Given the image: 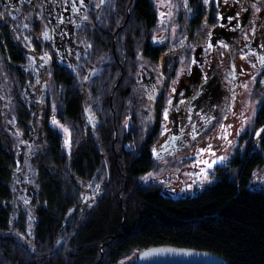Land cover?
I'll list each match as a JSON object with an SVG mask.
<instances>
[{
	"label": "trees",
	"instance_id": "trees-1",
	"mask_svg": "<svg viewBox=\"0 0 264 264\" xmlns=\"http://www.w3.org/2000/svg\"><path fill=\"white\" fill-rule=\"evenodd\" d=\"M116 2L115 8L129 10L126 44L134 58L143 41L149 47L156 14L151 0ZM121 33L116 41L124 40ZM50 80L65 90L56 114L71 124L68 151L37 104L29 135L19 117V133L30 138L25 146L36 153L23 166L22 155L4 140L0 118V264H114L132 248L150 247L207 252L216 257L211 264H264V191L248 188L246 178L259 158L245 159L234 182L225 170L193 195L166 196L160 186L139 181L152 166L149 147L133 151L123 146L127 141L114 140L110 117L105 115L93 140L77 143L82 101L77 90L70 92L74 77L61 68ZM261 149L264 156V136ZM99 177L100 191L82 204V184ZM23 234L29 236L26 248Z\"/></svg>",
	"mask_w": 264,
	"mask_h": 264
},
{
	"label": "rangeland",
	"instance_id": "rangeland-1",
	"mask_svg": "<svg viewBox=\"0 0 264 264\" xmlns=\"http://www.w3.org/2000/svg\"><path fill=\"white\" fill-rule=\"evenodd\" d=\"M151 2L157 16V22L154 28L151 29L149 37L150 42H168V46L178 51L180 50L179 54H176L178 62V67L175 71L176 76L175 79H173V83L168 87L167 96L161 101L163 109L159 106L162 113L158 119H156L158 113L156 110L157 106L152 103V99L146 100L143 93L139 92V87L137 86L140 79V68L145 64L144 61L139 60L138 56L143 48L144 41L142 42V47L140 46L135 52L134 58L130 55L129 64L126 63L124 65L125 77L122 79L125 78L126 81L120 86L119 90H124V85H127L128 79H130L132 91L129 99H127L128 102L125 100V104L119 91L116 95L109 92L112 97L108 93L107 98L101 99L103 100L102 102H104V107H101L102 103L98 104V101L94 99L93 95L96 92L89 95L82 90L87 89V86H85L86 83L82 80V78H84L83 71H81L79 66L76 67V64L80 62V58L79 56L77 57L75 53L74 56H72V60L68 61L71 63V69L63 70L72 73L74 76L75 83L70 87V92H72V90H77L83 108H87L90 115H94L96 109H98L99 112H101V110L103 111L104 117L105 115L110 117L111 121L109 125L112 128L114 127L111 130L114 134V140L115 138H119V141L122 140L129 126L145 137V135L150 132L152 123H159V133L154 136L149 146L152 158L151 169L142 174L139 177V181L144 185L152 184L160 186L162 193L166 196L169 195L175 199H181L185 196L193 195L203 187L211 184L217 177L218 172L216 173V170L218 168H222L223 170L227 168L228 177L230 181L234 182L237 173L240 172V169L244 168V162L241 161V157H239L238 154H241L247 146H250V142L257 137L264 136V118L263 123L259 124L257 127L261 134L258 136L257 131L254 130L256 111H258L259 107L263 104L264 98L263 94L259 91L258 85H261L264 72V62H262L264 61V0H238V9L242 11V16L244 15V11L250 8L253 21L252 18H249L250 21L248 25L252 27V29L244 31V28L243 31L240 32L242 33V39L240 38L239 45L235 46L236 51L240 53V56L237 57L236 64H233L236 77L233 78V76L230 75V78L226 75L227 73L232 74L229 70L230 59L228 60L229 57L227 56L228 46L225 47L221 45L220 48H217L218 45L211 46L210 42L207 43L208 39L205 34L199 38L200 42H198V44L201 45V51L196 60V66L200 68L202 74L206 73L208 70L207 68L211 66L218 68V70L222 69V76L224 75L223 71L227 72L224 75L225 80H221V82H223L221 95L220 92L217 93L214 90L212 93L211 91L212 96L210 99L209 97H207L208 100L200 98L199 100L201 101L197 103L199 101L197 100V104L195 103L197 107L195 108L194 106L191 110L189 106L190 102L186 96L190 92L192 95H197V84H199L201 79L203 80V75L200 76V80H197V78L195 81L193 80L192 83H189L190 80H187V74L191 72L193 52L198 46L194 47V49L191 47L192 45L190 47L186 46L181 50L183 40L178 39L179 42H175L177 40V30L180 22L184 19H179L180 9L184 8V0H151ZM257 9H259V11H257ZM78 27L79 26H74L76 31H78ZM251 35L254 37L252 39L254 46L249 47L248 41L251 40ZM75 45L74 43V47ZM209 54H211V57ZM222 54L225 55V57ZM219 55L221 59H219ZM214 57H216V61L211 63ZM165 61H168V64L171 62L170 58ZM223 62H225L226 65L222 66L221 63ZM118 75L119 72L117 70L116 76L111 78V86L113 82L117 80ZM4 84L10 88L12 86L9 85V81H5ZM46 86L47 91H49V97L46 96V103L48 106L47 116L49 119L48 125L52 130L60 134L61 149L68 151L71 147L73 138L71 124H68L67 121L62 119H58L56 114L58 113L57 110L61 108L59 93L63 94L64 92H59L58 88L51 80L46 82ZM187 86L191 88L190 91H187ZM10 88L6 89L10 91ZM172 89H175V91ZM6 96L10 98L11 91L6 93ZM198 98L199 97H196V99ZM169 100H171V104L168 103ZM181 101H183V103H180ZM148 102H151L152 106L149 107ZM94 103L98 105V108L92 107ZM12 106L13 105L10 104V107ZM10 107L4 106V110L9 111L11 110ZM165 108L168 109V119L166 121L163 114ZM128 116H130V119H128ZM189 116L191 120L188 119ZM208 116L213 117V119L208 123L207 127H204L206 123L204 117ZM80 118L81 117H79V119ZM38 120L39 118L36 121ZM53 120L57 123L53 124ZM87 123L88 121L85 117H83L84 128H80L79 120L75 123L79 132L82 131L80 140L76 139V142L78 143L79 141V144L82 145H84L82 143L83 138L86 137L87 140H93L97 133V128H99V126L96 127L93 132ZM162 124L164 127L168 128L170 132H165L164 135H161ZM138 125H140V127H137ZM193 125H195V131L193 130ZM221 125H224V127L221 128ZM65 129H67V131H65ZM181 129H183V131ZM237 131H239V135H237ZM7 132L9 137L4 138L5 142H9L8 145L12 147V150L17 151L19 156L22 155L23 166L27 165L26 160H28V154H32L30 156V159H32L33 155H36V153L33 154V152L25 146L26 143L23 140L25 138L23 135H20L16 127L11 128V131ZM26 133L25 131V134ZM189 133H191V135H189ZM193 135L195 136L194 140L192 138ZM65 140L68 141L67 145L65 144ZM130 141L131 145L126 144L125 148L128 150H132L133 147L138 149L143 142V137L141 139L140 136L135 135L130 138ZM229 141H231V143H229ZM261 141L262 139L259 142L257 151L256 148H254L257 153L251 157L259 158L260 161L249 168V173L246 178L248 179V188L264 191V156L261 152ZM208 145H211L210 152L203 151L197 154L199 149H206ZM250 147L252 148V146ZM250 147H248V149H250ZM153 148L157 150V155L155 156L153 155ZM37 149L36 147L35 152ZM218 157L224 159H217ZM31 162L34 163L32 160ZM209 164L212 166L208 167ZM149 173H151V175H149ZM93 180L86 185L82 184L79 199L82 200V204L84 205L91 203L96 193L100 191L102 178L99 177V179L95 178ZM27 206L28 210L32 211L33 208L29 205ZM21 207H23V205H21ZM26 214L28 218L29 216L31 217L29 211H27ZM21 239L23 241L21 244L23 248L29 246L28 244L30 241L27 234H23ZM141 251L142 250L139 248H132V250L128 251V253L114 264H135V259Z\"/></svg>",
	"mask_w": 264,
	"mask_h": 264
},
{
	"label": "flooded vegetation",
	"instance_id": "flooded-vegetation-1",
	"mask_svg": "<svg viewBox=\"0 0 264 264\" xmlns=\"http://www.w3.org/2000/svg\"><path fill=\"white\" fill-rule=\"evenodd\" d=\"M197 2L195 0H184V8L180 9L179 14V19H184L180 22L177 30V40L175 41L179 42L178 39L183 40L181 50L186 46L190 47L192 45L193 49L198 46L193 52V64L190 74H187V80L192 83L197 78V80H200L201 75H203V80L201 79L197 84V95H192L190 92L186 96L190 102V110L194 106L197 107L195 103L200 98L208 100L207 97H209L210 99L214 90L217 93L220 92L221 95L223 87L221 80H225L224 75L227 72L223 71L224 75L222 76V69L218 70V68L211 66L207 68L206 73L202 74L200 68L196 66V60L201 51V45L198 44L200 42L199 38L205 34L208 39L207 43L210 42L211 46L218 45L217 48H220L221 45L228 46L227 56L229 58H227L230 59L229 70L232 74L227 73L226 75L234 78L236 72L233 64H236L237 57L240 56L235 46L239 45L240 38L242 39V33L240 32L244 28V31L252 29V27H249L248 22L251 18L253 21L250 8L249 10H243L244 15L242 16V11L238 9V0H208L207 4L204 3V0H197ZM116 3V0H104L103 3H101V0H0V118L4 123L2 129L5 137H9L7 131H10L11 128H21L19 117H22V123L28 130L26 135H29L34 125L30 121V118H32L31 113L34 114L37 104L41 116L46 118L48 114L46 96L49 97L46 82L50 81L53 72H57L58 69H71V63L68 61L72 60L74 53L80 58V62L76 64V67L79 66L84 73L82 80L87 86V89H82L84 92L89 95L96 92L93 95L94 99L98 101V104H103L104 102L101 99L107 98L109 92L116 95L119 91L124 104L125 100L128 102L127 99H129L132 92L130 79H128L127 85H124V90L120 91L119 89L126 81L125 78L122 79L125 77L124 65L129 64L130 58L126 44L127 33L129 32V10L128 8H115ZM74 26H79L78 31ZM121 30V34L125 35L124 40L116 41L117 32L119 34ZM253 38V35H251V40L248 41L249 47L254 46ZM74 43L76 44L75 47ZM168 45V42H149V47L143 46L138 54L139 60L144 61L145 64L140 68V79L137 86L139 92L143 93L144 98L147 100L151 96L152 103L157 106L156 119L162 113L159 106L163 109L161 101L167 96L168 87L173 83L176 76L175 71L178 67L176 54H179L180 50L178 51ZM209 56L211 57V54ZM223 56L225 57V55ZM169 58L171 60L170 64L165 61ZM219 59H221V56ZM212 60L211 63L215 62L216 57ZM225 62L221 65H226ZM117 70L119 72L118 78L111 86V78L116 76ZM262 78V81H264V72ZM5 81L11 82L9 84L12 85L11 88L5 86ZM258 85L259 91L264 97V84ZM6 88H10V98L6 96V93L10 92ZM190 89L187 86V91H190ZM61 91L65 92L63 89L59 90V92ZM196 97L199 98L196 99ZM9 103L13 106L10 107ZM262 103L256 111L254 124V130L256 131L259 124L263 123L264 98ZM95 105L94 103L92 107L98 108V105ZM4 106H9L11 110H4ZM148 106H152L151 102H148ZM80 117V128H84L83 117H85L91 131L94 132V129L103 121L104 113L102 110L99 112L96 109L95 114L90 115L87 108L84 109L81 105ZM128 119H130V116H128ZM45 122L47 123L46 120ZM159 126V123L153 122L150 132L145 137L129 126L122 139L127 141L123 142V146L125 147L126 144L131 145L130 138L136 135L140 136L141 139L143 137V142L138 149L133 147V151L149 147L151 140L159 133ZM137 127H140V125ZM27 139L23 140L27 142L30 138ZM261 139H263L262 136L250 142L253 149L247 146L241 154H238L242 162L257 153ZM88 141L84 137L82 143L87 144ZM254 148H256V151ZM217 172L218 177V175H221L219 173L222 172V169L218 168Z\"/></svg>",
	"mask_w": 264,
	"mask_h": 264
},
{
	"label": "water",
	"instance_id": "water-1",
	"mask_svg": "<svg viewBox=\"0 0 264 264\" xmlns=\"http://www.w3.org/2000/svg\"><path fill=\"white\" fill-rule=\"evenodd\" d=\"M216 257L202 251L172 247H150L142 250L135 264H211Z\"/></svg>",
	"mask_w": 264,
	"mask_h": 264
},
{
	"label": "snow or ice",
	"instance_id": "snow-or-ice-1",
	"mask_svg": "<svg viewBox=\"0 0 264 264\" xmlns=\"http://www.w3.org/2000/svg\"><path fill=\"white\" fill-rule=\"evenodd\" d=\"M103 2H104V0H101V3H103ZM204 3L207 4L208 3V0H204ZM257 11H259V9H257ZM25 27H27V25H25ZM224 46L227 47V45H224ZM45 55H47V54H45ZM262 62H264V61H262ZM85 78H87V77H85ZM205 79H206V77H205ZM261 83H264V81H261ZM172 90L175 91V89H172ZM149 98L151 99V96ZM168 103L171 104V100H169ZM180 103H183V101H181ZM163 114H164V119L166 121L168 119V109L167 108L164 109ZM197 115H199V114H197ZM188 119L191 120V117L189 116ZM204 119L206 120V123H205L204 127H207L208 123L211 122V120L213 119V117L208 116V117H204ZM52 123L53 124H56L57 122L55 120H53ZM223 127H224V125H221V128H223ZM161 128H162V131L160 133L161 135H164L165 132H170V130L168 128L164 127L163 124L161 125ZM181 130L183 131V129H181ZM193 130L195 131V125H193ZM65 131H67V129H65ZM260 134H261V132L258 129L257 130V135L259 136ZM189 135H191V133H189ZM237 135H239V131H237ZM192 138L194 140L195 139V136L193 135ZM67 143H68V141L65 140V144L66 145H67ZM229 143H231V141H229ZM152 151H153V155L154 156L157 155L156 148H153ZM203 151H209L210 152L211 151V145H208V147L206 149H199L197 154H199L200 152H203ZM217 159H224V158L218 157ZM211 166H212L211 164L208 165V167H211ZM149 175H151V173H149Z\"/></svg>",
	"mask_w": 264,
	"mask_h": 264
}]
</instances>
